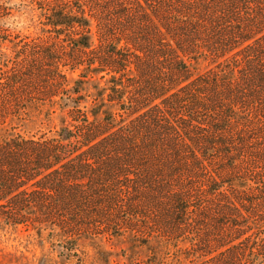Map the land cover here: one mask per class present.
<instances>
[{"label":"trees","instance_id":"obj_1","mask_svg":"<svg viewBox=\"0 0 264 264\" xmlns=\"http://www.w3.org/2000/svg\"><path fill=\"white\" fill-rule=\"evenodd\" d=\"M32 1L51 27L3 73V116L72 107L55 135L0 140V221L116 223L188 264H264V0ZM200 58L214 66L194 75ZM68 65L110 75L118 121L89 117Z\"/></svg>","mask_w":264,"mask_h":264},{"label":"rangeland","instance_id":"obj_2","mask_svg":"<svg viewBox=\"0 0 264 264\" xmlns=\"http://www.w3.org/2000/svg\"><path fill=\"white\" fill-rule=\"evenodd\" d=\"M50 27L45 10L38 2L0 0V81L13 62L22 59L27 44L46 37ZM92 40L97 43L95 35ZM190 62L194 75L214 66L205 58ZM83 66L63 67L69 78L68 87H79L83 96L81 106L89 117H93V108H96L101 109L100 114L110 110L118 121L121 117L117 111L121 110L115 101L109 100L114 85L110 75L106 71H87ZM55 101H30L13 108L6 118L1 101L0 140L14 134L55 135L69 121L68 110L72 107L58 97ZM106 229L105 226L85 227L77 235L69 236L53 225L15 226L0 221V264H149L151 260L154 264H188L186 255L180 251L181 245L177 247L157 236H133L116 223L110 232Z\"/></svg>","mask_w":264,"mask_h":264}]
</instances>
